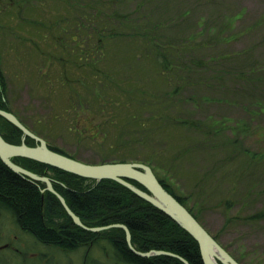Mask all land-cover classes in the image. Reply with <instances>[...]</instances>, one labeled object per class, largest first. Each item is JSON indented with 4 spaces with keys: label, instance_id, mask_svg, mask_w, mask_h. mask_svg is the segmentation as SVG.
Wrapping results in <instances>:
<instances>
[{
    "label": "rangeland",
    "instance_id": "1",
    "mask_svg": "<svg viewBox=\"0 0 264 264\" xmlns=\"http://www.w3.org/2000/svg\"><path fill=\"white\" fill-rule=\"evenodd\" d=\"M156 1L0 0L7 101L86 163L155 165L222 244L248 264H264V220L249 218L264 211V0ZM226 22L232 29L223 37H233L213 41ZM204 23L196 56L232 55L217 68L248 71L243 78L255 84L214 75L211 87L174 92L157 53ZM180 118L204 121L205 134ZM233 140L248 154L238 155ZM113 252L106 240L72 252L44 245L0 213V264H122Z\"/></svg>",
    "mask_w": 264,
    "mask_h": 264
},
{
    "label": "trees",
    "instance_id": "2",
    "mask_svg": "<svg viewBox=\"0 0 264 264\" xmlns=\"http://www.w3.org/2000/svg\"><path fill=\"white\" fill-rule=\"evenodd\" d=\"M154 1L152 0V2ZM158 1L162 2V0H157L156 2ZM196 1L200 5L202 3H212L214 0ZM144 3L146 1L142 4ZM188 14L189 11L183 14V20L189 18ZM121 17H126V15H121ZM143 18L146 20L149 18V14H146ZM177 20L175 19V21ZM199 25H201L200 29L195 33H190L188 39L186 37L180 39L181 44H169V53H157L159 62L163 58L161 64L164 67V73L162 74L169 72V78L171 76L175 78L171 79L176 81L177 88L174 92L178 93L182 91L181 89L184 90L185 87H197L201 84H203L202 86L211 87L210 83L215 82L219 77L223 80L226 76H231L238 85L249 83V80L246 81L243 78L244 76L248 77V71H233L231 70L233 67L230 68L228 64L226 67L221 64L222 67L217 68L219 63L229 62L230 60L227 59L231 58L232 55L230 57L227 55L220 57V54H216L206 58L196 56L201 45L196 46L195 43L202 37L201 33H203V30L206 31L208 29L205 27L206 23ZM230 28L231 23L219 24L213 41L219 38L222 39L226 29ZM226 37L223 38L230 40L233 35H226ZM224 68H226L225 71ZM221 73L222 76L220 75ZM214 75L219 77L212 79ZM250 83L255 84L254 81H250ZM173 95L175 94L173 93ZM7 97V79L0 68V109L13 113L28 129L45 139L52 150L82 161L74 154L48 141L39 131L31 128L25 120L12 110ZM152 97L154 96L152 95ZM175 121L181 126H187V128L197 132H203L201 125L205 124L204 121L198 122L192 119L180 118L175 119ZM223 129L222 127V131ZM0 132L7 142L18 145L22 143L23 131L1 115ZM203 133L205 134V132ZM210 140L209 136L207 141ZM25 142L29 146L37 145L36 140L29 136L26 137ZM233 142H235L234 145L236 146V141L233 140ZM236 150L238 155L241 153L248 154L249 152L248 149L238 146H236ZM231 157L233 158V156ZM258 157V151H251V161L256 160ZM237 158L235 155L233 159ZM12 160L39 176L50 178L55 191L64 197L69 208L80 218L85 226L102 227L111 224H123L128 227L131 233L132 245L137 251L144 253L167 251L184 258L189 264H204L197 240L186 229L170 215L117 181L111 179L97 181L84 178L49 164L24 157H14ZM132 160L121 159L118 161L127 163L132 162ZM146 165L152 168L164 188L195 216L212 237L235 260L240 264H248L244 256L233 253L226 245L220 242L218 235L212 234L206 228L199 212H195L193 207L188 205L187 197L178 194L173 186L168 183L165 171H163L165 175H162L155 165L150 162H147ZM128 181L141 190L148 192L140 183L131 179H128ZM46 187L47 184L45 182L35 181L14 172L0 158V213L9 214L15 225L23 232L32 235L37 242L66 252H72L83 247L91 248L92 245L99 244L101 240H106L112 247L116 259L122 264H185L179 257L171 255L161 254L149 257L137 255L130 249L126 239V231L123 228H111L99 232L84 229L74 222L58 196L50 190H45ZM249 218L251 220H264V211L251 215Z\"/></svg>",
    "mask_w": 264,
    "mask_h": 264
},
{
    "label": "water",
    "instance_id": "3",
    "mask_svg": "<svg viewBox=\"0 0 264 264\" xmlns=\"http://www.w3.org/2000/svg\"><path fill=\"white\" fill-rule=\"evenodd\" d=\"M0 115L21 129L24 133V139L29 136L37 142V145L35 146H29L24 141L19 145L12 144L7 142L0 132V158L2 161L18 174L27 176L35 181L45 182L47 184L45 190H50L58 196L63 206L77 225L92 232H99L111 228H123L126 231V239L130 249L137 255L142 257L161 254L171 255L179 257L185 264H189L187 260L171 252L151 251L144 253L137 251L132 245L131 233L126 225L111 224L102 227L85 226L80 218L69 208L64 197L55 191L53 184L48 177L39 176L16 164L13 162L12 158L24 157L36 160L81 177L97 181L104 179L117 181L170 215L184 229H186L197 240L204 264H240L212 237L195 216L184 205H182L175 196L164 188L150 166L139 162L89 164L79 161L52 150L45 139L37 136L28 129L13 113L0 109ZM128 179L140 183L148 192L136 187L128 181Z\"/></svg>",
    "mask_w": 264,
    "mask_h": 264
}]
</instances>
